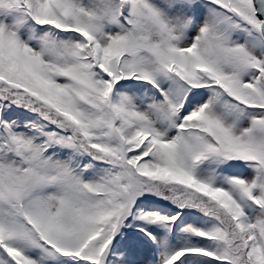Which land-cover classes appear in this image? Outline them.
Here are the masks:
<instances>
[{
  "label": "snow or ice",
  "instance_id": "1",
  "mask_svg": "<svg viewBox=\"0 0 264 264\" xmlns=\"http://www.w3.org/2000/svg\"><path fill=\"white\" fill-rule=\"evenodd\" d=\"M0 264H264V0H0Z\"/></svg>",
  "mask_w": 264,
  "mask_h": 264
}]
</instances>
